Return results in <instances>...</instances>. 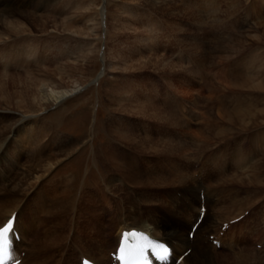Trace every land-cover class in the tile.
I'll return each instance as SVG.
<instances>
[{
	"label": "rangeland",
	"instance_id": "1",
	"mask_svg": "<svg viewBox=\"0 0 264 264\" xmlns=\"http://www.w3.org/2000/svg\"><path fill=\"white\" fill-rule=\"evenodd\" d=\"M57 2L13 0L12 5L9 2L1 8L10 11L5 13L12 24L26 26L27 36L38 45L26 49L33 55L20 56L27 36L8 34L2 43L7 51L18 54L17 61L10 59L14 63L9 64L8 72L24 81L14 83L0 72V144L7 142L0 148V175L6 174L5 179L0 178V202L20 199L17 211L24 206L28 209L27 205L35 204L34 195L39 190L35 176L44 174L43 169L53 170L44 177L58 182L70 175L69 183H60L57 196L67 192L82 200L78 191L84 187L94 199L93 206L88 197L85 202L92 212L98 206L95 211L102 219L110 221L109 213L121 216L129 210L150 218L162 216L166 209L174 217L175 212L182 214L185 228H190L198 212L200 187H209L213 193L208 197L209 217L195 234L204 231L201 243L213 259L211 263L264 264V0H105L108 32L101 28L95 36L76 38L63 31L61 17L70 10L64 8L66 2ZM163 20H167L166 26L161 25ZM7 23L0 21V30L6 33ZM131 24L141 28L135 30ZM147 35L156 54L150 46L137 43L139 36ZM104 53L108 54L107 70L99 77ZM149 54L152 58L146 57ZM163 60H167L164 70ZM3 69L0 63V71ZM41 79L69 88L80 82L84 88L59 106L39 113L34 94ZM126 93L133 94L127 96L128 102L142 98L163 107L167 114L154 120L119 110L121 96ZM153 94L155 100L149 98ZM112 98L116 100L113 103ZM35 112L39 114L23 117ZM125 127L138 133L134 142L139 151L120 137L128 135ZM31 134L35 141H29ZM143 137L151 140L144 142ZM98 146L110 149L119 163L97 156ZM121 161L126 169L115 166ZM27 169L34 170L30 186L22 178ZM125 170L137 178L126 179ZM93 175L98 176V182L93 181L98 186L90 187ZM254 208L257 215L247 218L237 232L223 230V245L214 248L208 244L205 230L208 235L214 233L217 222L219 226L240 214H253ZM79 210L70 214V223L76 226L87 221L79 216ZM89 215L94 218L91 212ZM107 239L114 240L113 236ZM258 241L263 247L256 246ZM70 250L57 254L56 259L64 258L63 264H70ZM222 256L228 257L226 262Z\"/></svg>",
	"mask_w": 264,
	"mask_h": 264
},
{
	"label": "bare ground",
	"instance_id": "2",
	"mask_svg": "<svg viewBox=\"0 0 264 264\" xmlns=\"http://www.w3.org/2000/svg\"><path fill=\"white\" fill-rule=\"evenodd\" d=\"M11 1L13 0H0V21H3V24L5 25L8 21V33L1 31L0 30V63H2V66H4L3 72L4 75L2 77H11L12 78V82L16 83V81H18L19 83H23L24 79L23 78H15L13 73L8 72V67H10V65L14 62L11 63L10 59L16 58V61L18 59V54H12L11 52L7 51L2 43L4 40L8 39V34L10 35L9 37L15 35L16 37L20 36V37H26L27 36V32L28 29H26V26L24 27L23 25H15L11 23V19L8 20L7 19V15H6V11L1 10V8L4 6H6L7 3H11ZM57 1V0H56ZM103 1V3H102ZM26 2V1H25ZM58 2L64 3L66 2L64 8L67 7L68 10H70L68 13H66L65 15H62L61 17V23L64 26L63 31L69 32V34L71 33V35L73 34L76 37H89V36H95L97 35V33L99 32V30L102 28L103 31L108 32V7L105 6L104 2L105 0H100L101 4L98 3V0H87L86 2L84 0H58ZM57 2V3H58ZM70 2L72 4V6H70ZM161 2V1H160ZM13 3V2H12ZM11 3V5H12ZM16 3V2H15ZM165 3V1H164ZM170 3V2H169ZM261 3V2H260ZM17 4V3H16ZM60 4V3H58ZM160 4V3H159ZM163 4V3H162ZM167 3H165L164 5H166ZM172 4V3H171ZM63 5V4H62ZM155 5V4H154ZM153 5V6H154ZM163 5V6H164ZM161 6V5H159ZM170 6V5H169ZM7 7V6H6ZM5 7V8H6ZM63 7V6H60ZM121 7V6H119ZM195 7V6H193ZM9 8V7H8ZM60 9V8H59ZM164 9V8H163ZM63 10V9H62ZM67 10V11H68ZM94 10L93 13L95 14H91V12ZM6 12V13H5ZM60 12V11H59ZM10 14V11L8 12ZM7 13V14H8ZM63 13V11H62ZM13 16V15H12ZM4 18V20H3ZM8 20V21H6ZM13 21V19H12ZM115 21V20H114ZM118 22V20H116ZM150 21V20H149ZM152 22V21H150ZM164 26L167 25V20H163L162 24ZM12 24V25H10ZM26 24V23H25ZM135 24H131L132 28L137 30L140 28H137L139 26L135 25ZM147 25V24H145ZM3 26V25H2ZM62 27V26H61ZM114 29L115 26L113 27ZM5 29V28H3ZM61 30V29H60ZM150 31V29H148ZM147 30V31H148ZM153 30V29H151ZM154 31V30H153ZM143 32V31H142ZM151 32V31H150ZM33 34V33H32ZM143 34V33H141ZM104 35V34H103ZM146 35V34H145ZM34 36V35H33ZM31 36V37H33ZM73 36V37H74ZM152 36V35H150ZM28 37V36H27ZM26 39H29V37ZM104 37V36H103ZM163 37L165 38V34L163 32ZM93 38V37H92ZM138 38V36H137ZM161 38V37H160ZM17 39H21V38H17ZM35 39V38H34ZM78 39V38H77ZM89 39V38H88ZM139 41L137 43H143L145 44V46L147 48L150 49L152 52V48L154 49L156 48L154 45V43L151 41V39L149 38V35L144 36V37H140L139 36ZM37 40V39H36ZM40 40V39H39ZM43 40V39H42ZM82 40V39H81ZM41 41V40H40ZM75 41V40H74ZM7 44V43H6ZM19 44V43H17ZM5 45V43H4ZM9 45V44H8ZM7 45V46H8ZM20 45V44H19ZM33 45H38L37 43H35L31 38L28 41H24L23 45H22V51L19 54L20 56L22 55V53H27V54H32L30 53V50H32L34 47ZM21 46V45H20ZM40 46V45H39ZM140 46V45H139ZM38 47V46H37ZM36 47V52L38 51L39 47ZM134 47V45H133ZM137 47V46H136ZM134 47V50L138 53L139 52V47L136 48ZM143 47V46H142ZM145 47V48H146ZM20 48V47H19ZM11 49V48H10ZM17 49V48H16ZM15 49V50H16ZM26 49H30L27 50ZM133 49V48H132ZM144 49V48H143ZM12 50V49H11ZM165 50V49H163ZM131 52V51H130ZM109 53V52H108ZM140 53V52H139ZM154 54H156L155 52H152ZM151 53V54H152ZM133 54V53H132ZM131 54V55H132ZM151 54H149L148 56L146 55V57H150ZM24 55V54H23ZM33 55V54H32ZM142 55V54H141ZM145 55V54H144ZM19 56V57H20ZM26 56V55H24ZM23 56V57H24ZM31 56V55H30ZM107 56L106 53H104V55H102V61L104 63V68L102 70V72L100 73L99 77H101L102 75L106 74V70H107ZM130 56V54H129ZM140 56V55H139ZM143 56V55H142ZM163 59H165V55L163 54ZM22 57V58H23ZM141 57V56H140ZM125 58V57H124ZM128 58V57H126ZM152 58V57H150ZM154 58V57H153ZM74 59V58H73ZM131 59V58H130ZM147 59V58H146ZM157 59V58H154ZM133 60V59H132ZM151 60V59H150ZM147 60V61H150ZM130 61V60H129ZM137 61V60H136ZM156 61V60H155ZM164 61V68L167 65V60H163ZM19 63V62H18ZM134 63V62H132ZM140 63V62H139ZM150 63V62H149ZM147 63V64H149ZM153 63V62H152ZM10 64V65H9ZM141 64V63H140ZM157 64V63H156ZM173 64V63H172ZM250 64V63H249ZM145 66V65H144ZM148 66V65H147ZM162 66V65H161ZM169 66V65H168ZM171 66V65H170ZM160 68V67H159ZM63 69V68H62ZM166 69V68H165ZM165 72V71H164ZM45 74V73H44ZM59 74V73H58ZM48 75V74H47ZM44 76V75H43ZM35 77V76H34ZM50 77V76H49ZM48 77V78H49ZM98 77V78H99ZM37 80V79H36ZM40 80V79H39ZM42 80V79H41ZM76 81V80H75ZM34 84V82H33ZM4 85V84H3ZM72 85V84H71ZM141 85V84H140ZM36 87V93L34 94V100L37 103V106L40 108L38 111L39 113L46 111L49 108H53V107H57L59 106L61 103H63L67 98L75 95L78 91L82 90L84 88V85L80 82H76V84L72 87H62L60 86L58 83H56V81L53 80H48V79H43L41 81L40 84L35 85ZM64 86V85H63ZM67 86V85H66ZM258 88V87H257ZM141 89V88H140ZM143 89V88H142ZM141 89V90H142ZM158 89V88H157ZM138 90V89H136ZM143 91V90H142ZM146 91V90H145ZM151 91V90H150ZM138 92V91H137ZM140 92V91H139ZM152 92V91H151ZM136 93V92H135ZM130 93H126L125 95L121 96V100H123V102H121V106L119 108V110L122 111H126L129 114H134L136 116H141L144 118H148V117H152L154 120H158L159 118H161V115H163V113H166V110L163 107H160L159 105L155 104L152 102V104L149 103H145L143 101L142 98H138L135 97V101L133 102H128V100L130 99V97H127ZM140 94V93H139ZM152 94V93H151ZM112 95V94H111ZM150 95V94H149ZM148 95V96H149ZM154 95V94H153ZM140 96V95H139ZM134 96H132L133 98ZM144 97V95H143ZM151 100H155V95L151 97H149ZM128 99V100H127ZM68 100V99H67ZM112 98V103L114 102ZM134 100V99H132ZM116 101V100H115ZM158 102V101H157ZM118 103V102H117ZM34 105V104H33ZM170 106V105H169ZM31 108V107H30ZM34 108V107H33ZM36 110V109H35ZM24 111V110H23ZM33 111V110H32ZM8 112V111H6ZM31 112V111H30ZM34 112V111H33ZM26 113V112H24ZM22 113V114H24ZM37 113V115L39 114ZM15 114V113H14ZM18 114V113H17ZM20 114V113H19ZM28 114V112L26 113ZM24 115L23 117H25V119H28L29 117H33V116H37L36 112L35 114H29V115ZM226 115V114H225ZM263 116V115H262ZM130 117V116H129ZM37 119V118H36ZM35 119V120H36ZM242 119V118H241ZM31 120V119H30ZM28 121V120H27ZM37 121V120H36ZM35 122V121H34ZM166 122V121H165ZM14 124V123H13ZM112 124V123H111ZM51 125V124H50ZM54 129V126L51 125ZM130 127V126H129ZM129 127H125V129L127 130V136L125 137L124 135L120 136L124 141H126L130 146H132V148L134 147V151H139V146L137 145V143L134 142V139L136 137H138V133L132 131ZM4 128V127H3ZM2 128V129H3ZM95 128V125H94ZM110 128V127H109ZM108 128V129H109ZM5 129V128H4ZM34 129V128H33ZM107 129V130H108ZM49 130V129H48ZM110 130V129H109ZM1 131V129H0ZM5 131V130H4ZM8 132V131H7ZM12 132V131H11ZM6 133V132H5ZM1 134H3V132H1ZM93 134V132H92ZM37 135V134H36ZM121 135V134H120ZM140 136V135H139ZM144 136V135H142ZM148 136V135H147ZM8 137V136H7ZM41 137V136H40ZM135 137V138H134ZM145 137V136H144ZM143 137V141L149 143V141L151 139H147ZM28 138V136H27ZM29 141H35V136L33 134H31V136L29 137ZM38 136H37V140H38ZM2 139V136H1ZM14 139V138H13ZM4 140V139H3ZM8 140V139H7ZM109 141V140H108ZM112 141V140H111ZM5 142V140H4ZM40 142V141H39ZM115 142V141H114ZM165 142V141H164ZM6 143L0 144V148L2 146V148H4L6 146ZM111 143V142H110ZM113 143V141H112ZM126 143V144H127ZM166 143V142H165ZM37 144V143H34ZM39 144V143H38ZM109 144V142L107 143ZM127 144V145H128ZM179 144V143H178ZM104 145V144H103ZM102 145V146H103ZM110 145V144H109ZM146 145V144H145ZM45 146V145H44ZM107 146V145H106ZM114 146V143L113 145ZM152 146V145H151ZM167 146V145H166ZM175 146V145H174ZM32 147V146H31ZM34 147H36L34 145ZM41 147V146H40ZM99 147V146H98ZM176 147V146H175ZM39 148V147H38ZM104 148V147H103ZM106 148V147H105ZM111 148V146H108V149ZM114 148V147H113ZM112 148V149H113ZM156 148V147H155ZM153 149V148H152ZM20 150V149H19ZM34 150V149H33ZM41 148L39 150V152H41ZM110 150V149H109ZM109 150H107V148L104 150L102 148H98V152H95L97 154V156H99L101 159L102 157H106V159L108 160H114V155L111 153V151L109 152ZM173 150V149H172ZM1 151V150H0ZM32 151V150H31ZM148 151V150H147ZM44 152V151H43ZM75 151H73L74 153ZM152 152V151H151ZM175 152V150H174ZM2 153V152H1ZM114 153V152H113ZM31 154V153H30ZM33 154V153H32ZM63 154V153H61ZM10 155V154H9ZM36 155H37V151H36ZM39 155V154H38ZM104 155V156H103ZM130 155V152L128 153V156ZM41 156V155H40ZM116 156V155H115ZM12 157V156H11ZM71 157V156H70ZM13 158V157H12ZM43 158V157H42ZM63 158V157H62ZM1 159V158H0ZM34 160V156L31 157V160ZM41 159V158H39ZM38 159V160H39ZM45 159V158H44ZM55 159V158H54ZM58 159V158H57ZM56 159V160H57ZM61 159V158H59ZM52 160V159H51ZM116 160V159H115ZM119 160V159H118ZM118 160H116L118 162ZM21 161V160H20ZM24 161H28V160H24ZM41 161H43L41 159ZM46 161V159H45ZM49 161V160H48ZM47 161V162H48ZM60 161V160H59ZM64 161V160H63ZM6 162V161H5ZM33 162V161H32ZM40 162V161H39ZM38 162V163H39ZM53 162V161H52ZM104 162V161H103ZM111 162V161H110ZM114 162V161H113ZM116 162V163H117ZM50 163V162H49ZM55 163V162H54ZM105 163V162H104ZM109 163V161H108ZM115 163V164H116ZM119 163V162H118ZM32 164V163H30ZM40 164V163H39ZM114 164V165H115ZM43 165V164H42ZM45 165V164H44ZM105 165V164H104ZM191 165V164H190ZM212 165V164H211ZM27 166V165H26ZM35 166V165H34ZM106 166V165H105ZM113 166V165H112ZM117 166V169H126L125 165L122 163ZM39 167V166H38ZM51 167V166H50ZM54 167V166H53ZM107 167V166H106ZM203 167V166H202ZM42 168V167H41ZM40 168V169H41ZM49 169V168H48ZM52 169V168H51ZM244 169V168H243ZM249 170V169H248ZM3 171V170H2ZM17 171V170H16ZM15 171V172H16ZM33 169L31 170H24V172L22 173V178H24L26 180V183L28 186L31 185V182L29 181L30 176L33 173ZM44 174H38L37 176H35V182L36 184L39 185V190L35 193L34 198L38 199L40 202L35 201V199H33L34 203H30V206L27 208L22 207L21 210L17 211V208L20 206V203L22 202V200H2L0 202V226L3 225L5 223V221H7V219H9L10 217L14 216L16 217L15 219V227L19 230V233L21 234V239L17 240L14 242V254L15 256H22V260L20 264H63L66 263L64 262V258H60V259H56L57 254H61L62 252L65 253L67 252V248H71L72 250H70V260L73 262V260L75 259V261L73 262L74 264L78 262V264H81V259L83 256H88L91 259L95 260L96 262H98L99 264H108V259H107V248L111 245H109L108 241H107V236H115L114 237V244L115 246L118 244L119 239H120V235L123 229H129L131 227H140V228H144L145 230H147L149 233H151L152 235L157 236L158 238H161L163 240L166 241H170L173 245V256L177 257L179 254H181L187 247H191L192 250L190 253L186 254L183 258V260L179 263V264H213L211 263V261L213 260L211 258V256L208 254V252L204 249L202 243L205 241V238L203 237L204 231L202 232L200 229L199 232H197L196 234L194 233V236L191 237L189 236V231L190 228H185V223L182 219V214H180L179 212H175V217L172 216L166 209L162 210L163 215L162 216H154V217H145L144 216H137V214L135 212H132V210L129 211H125L121 216H118V214L114 215L109 213L108 216L110 215V221L107 219H102V217H100L98 215V213H96L95 209L98 206H95L94 211L92 212V207H90L89 204H87L84 200V198L88 197V201L89 203L93 206L94 203V199L91 196L90 192L86 191L87 189H85L84 187L80 188L78 191V196L80 198H83L82 200L78 199H74L72 198V196H70L67 192L65 196H57V192L59 189V185H61V182H65V183H69V176H64V178H60L58 182H56L55 180H51V178L48 177V179L44 176H47L50 174V172L53 170H45L43 169ZM18 172V171H17ZM101 172V170H100ZM133 172V171H132ZM248 172V171H247ZM189 173V172H188ZM4 176L6 175L5 172L3 173ZM3 174L0 175V178L5 179ZM105 174V173H104ZM125 178L128 180H132L131 178H135V173L131 174V172L129 170H125ZM8 175V174H7ZM9 176V175H8ZM7 176V177H8ZM13 176V175H11ZM21 176V175H20ZM51 176V175H50ZM94 176V177H93ZM91 177V182L92 185H90V187L93 186H98L97 185V177L95 175H93ZM102 176V174H101ZM242 176V175H241ZM193 177V176H192ZM12 178V177H11ZM17 178V177H16ZM46 178V179H43ZM137 178V177H136ZM235 178V177H234ZM9 179V178H8ZM15 179V177H14ZM64 179V180H63ZM242 179V178H241ZM11 180V179H10ZM97 181V182H93V181ZM103 180V179H102ZM194 180V179H193ZM5 181V180H4ZM34 181V180H33ZM200 181V180H199ZM239 181V180H238ZM241 181V180H240ZM239 181V182H240ZM17 182V181H16ZM15 182V183H16ZM197 182V181H196ZM201 182V181H200ZM246 183V182H245ZM202 184V183H201ZM46 188V191H44L43 189ZM87 188V187H86ZM201 188V187H200ZM28 189V188H27ZM26 189V191H27ZM97 189V188H96ZM194 189V188H193ZM33 190V189H32ZM37 190V189H36ZM25 191V193H26ZM66 191V189H65ZM199 191V190H198ZM63 192V191H62ZM175 192V191H174ZM205 192V201L208 202V197L209 195L212 193L211 190L209 189V187H207V190L204 191ZM3 193V192H2ZM28 193V192H27ZM33 193V192H32ZM61 193V192H59ZM176 194V193H175ZM194 194V193H193ZM213 194V193H212ZM217 194V193H216ZM215 194V195H216ZM31 195V194H30ZM199 195V194H198ZM214 195V196H215ZM98 197V196H97ZM232 200L236 199V196H231ZM23 198V197H22ZM183 198V197H181ZM222 198V197H221ZM27 199V198H26ZM31 199V198H30ZM218 199V198H217ZM220 199V198H219ZM32 200V199H31ZM91 200V201H90ZM222 200V199H221ZM224 200V198H223ZM238 200V199H237ZM176 201V200H175ZM194 201V200H193ZM218 201V200H217ZM226 201V200H225ZM37 202V203H36ZM165 203V202H164ZM215 203V202H214ZM221 203V202H220ZM231 203V202H230ZM26 204V203H25ZM33 204V205H32ZM80 204L81 207H80ZM198 212H197V216L199 215L200 212V206H201V197L200 199L198 198ZM223 204V203H222ZM23 205V204H22ZM172 205V204H171ZM195 205V204H194ZM193 205V206H194ZM220 205V204H218ZM217 205V207H219ZM175 207V206H174ZM215 207V206H214ZM230 207V206H229ZM20 208V207H19ZM18 208V209H19ZM244 208V207H243ZM75 209L80 211V217L81 216H85L87 218L86 223H83L81 225H75L70 223V214L71 211H74ZM254 208V213L253 214H245L237 223L233 222L231 225V228H229L227 234H229V232H231V230H235L236 232L238 230V228L240 227V225L242 223H244L246 221V219L250 217V220H252L254 218L255 215H257L255 212ZM196 210V209H195ZM209 208H207L205 215L202 219V221L200 222V224L198 225V227L204 222L205 219H207L209 217V215H207ZM216 210V208H215ZM223 210V209H222ZM100 211V209H99ZM173 211V210H172ZM221 211V210H220ZM219 211V212H220ZM225 211V210H224ZM91 212V214H94V218L89 215ZM211 212V211H210ZM218 212V213H219ZM236 212V211H235ZM239 212V211H238ZM144 213V212H143ZM183 213V212H181ZM237 213V212H236ZM244 213V212H243ZM148 214V213H147ZM152 214V213H151ZM225 214V213H224ZM233 214V213H232ZM143 215V214H142ZM219 215V214H218ZM231 215V214H230ZM72 216V215H71ZM107 216V215H106ZM148 216V215H147ZM152 216V215H151ZM171 216V217H170ZM226 216V215H225ZM237 216V214H236ZM73 219V218H72ZM84 219V218H83ZM222 219V218H221ZM77 220L78 219L77 217ZM210 220V219H209ZM85 221V220H84ZM211 221V220H210ZM209 221V222H210ZM223 221V220H222ZM75 222V221H73ZM81 222V221H80ZM77 223V222H76ZM80 224V223H79ZM215 224V223H214ZM74 225V231L72 230ZM222 225V223H221ZM218 227V226H217ZM104 228V229H103ZM105 230V232H104ZM221 230V226L216 228V231H220ZM71 231L75 232L74 235L71 234ZM113 232H116V235H114ZM214 232V233H215ZM76 234V235H75ZM232 236V235H231ZM193 239L195 238L194 241H191L190 238ZM207 237H209V235L207 234ZM223 237L221 236V245H223ZM202 242V243H201ZM25 243H29V246H26L27 244ZM208 244H211L212 246L214 245L211 241L208 240ZM216 246V245H214ZM213 246V247H214ZM27 248V251L25 252L24 255H22V251L21 249H25ZM110 248V247H109ZM108 248V249H109ZM214 248H217L214 247ZM72 251L75 252L72 254ZM76 254V255H75ZM77 256V257H76ZM225 262L227 261L228 257L226 256H222V258ZM66 260V259H65ZM67 261V260H66ZM229 261V260H228ZM70 262V264L72 263ZM68 263V261H67ZM72 263V264H73ZM247 263V262H246ZM243 264V263H242ZM250 264V263H249Z\"/></svg>",
	"mask_w": 264,
	"mask_h": 264
},
{
	"label": "snow or ice",
	"instance_id": "3",
	"mask_svg": "<svg viewBox=\"0 0 264 264\" xmlns=\"http://www.w3.org/2000/svg\"><path fill=\"white\" fill-rule=\"evenodd\" d=\"M15 219L14 215L3 227H0V264H6L12 259L9 235L14 231ZM148 250H152L160 260H166L169 255V248L149 239L143 233L125 232L119 247L120 260L124 261V264H148L146 257Z\"/></svg>",
	"mask_w": 264,
	"mask_h": 264
}]
</instances>
